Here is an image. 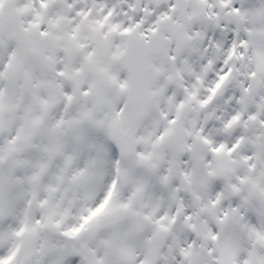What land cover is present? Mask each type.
I'll return each instance as SVG.
<instances>
[{"label": "snow or ice", "instance_id": "1", "mask_svg": "<svg viewBox=\"0 0 264 264\" xmlns=\"http://www.w3.org/2000/svg\"><path fill=\"white\" fill-rule=\"evenodd\" d=\"M0 264H264V0H0Z\"/></svg>", "mask_w": 264, "mask_h": 264}]
</instances>
